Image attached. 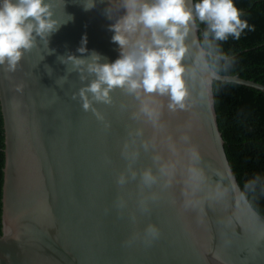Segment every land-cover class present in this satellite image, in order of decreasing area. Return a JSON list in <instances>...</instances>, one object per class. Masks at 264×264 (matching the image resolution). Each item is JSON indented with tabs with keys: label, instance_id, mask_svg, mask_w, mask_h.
Wrapping results in <instances>:
<instances>
[{
	"label": "water",
	"instance_id": "water-1",
	"mask_svg": "<svg viewBox=\"0 0 264 264\" xmlns=\"http://www.w3.org/2000/svg\"><path fill=\"white\" fill-rule=\"evenodd\" d=\"M51 2L60 23L68 19L66 14L74 17L50 38L49 48L55 53L47 55L46 45L38 41L15 72L0 68V264H264V216L253 208L229 164L217 124L213 82L263 93L264 86L220 75L209 63L192 76L189 110L170 113L165 108L166 128L156 143L162 148L166 133L189 132L198 149L197 189L187 198L182 195L183 177L178 173L173 187L159 193L150 212L140 214L137 180L130 179L124 187L116 183L128 163L121 155L125 141L129 152L139 153L134 169L152 164L151 150L144 151L141 137L129 136L141 126L131 119L138 102L116 90L111 105H96L104 117L100 121L71 98L81 86L76 73L62 86L56 83L66 74L57 56L80 55L76 49L84 35L90 52L109 61L118 57L108 30L113 21L104 15L109 0L87 12L83 0ZM110 6L115 18L120 14L118 0H110ZM200 32L194 26L189 42L193 38L199 43ZM143 127V138L153 137V130ZM118 197L127 201L122 212L116 208ZM133 213L135 223L129 220ZM149 222L159 227L160 238L150 245L133 239Z\"/></svg>",
	"mask_w": 264,
	"mask_h": 264
},
{
	"label": "clouds",
	"instance_id": "clouds-1",
	"mask_svg": "<svg viewBox=\"0 0 264 264\" xmlns=\"http://www.w3.org/2000/svg\"><path fill=\"white\" fill-rule=\"evenodd\" d=\"M105 0H83L85 12ZM119 15L112 14L110 0L104 15L110 21L108 30L113 33L111 42L118 46V57L109 61L96 51H89L87 35L81 37L76 49L80 55H58L57 60L65 66V75L57 79L58 86L67 82L68 75L76 73L81 86L72 94L85 112L91 111L97 120L103 115L96 105H111L116 90L134 98L138 104L131 119L140 127L129 132V136L141 137L140 144L145 152L151 150L152 164L136 170L132 167L138 151L129 152L125 141L121 155L128 162L126 170L116 178L124 187L129 180H137L138 196L136 209L146 215L160 196L159 193L173 187L179 173L183 177L182 195L186 198L197 189L198 149L192 143L188 131L176 135L166 133L158 148L156 137L166 128L162 121L166 108L170 113L188 111L192 102L189 84L192 76L208 66V53L214 44L225 42L231 37L239 40L250 25L242 19V12L234 0H118ZM68 17L63 23L55 19L51 0H0V68L13 73L25 53L44 42L48 52L50 38L60 28L71 22ZM203 25L201 42H189L194 26ZM51 71V69H49ZM207 79V73H204ZM22 91V86H17ZM166 101V104L164 103ZM107 126V125H106ZM153 130V137L144 139V127ZM135 141H133L134 143ZM190 201L186 206H190ZM127 201L117 198L116 208L122 212ZM135 213L129 220L135 223ZM159 227L147 223L142 234L134 236L150 245L160 238Z\"/></svg>",
	"mask_w": 264,
	"mask_h": 264
},
{
	"label": "trees",
	"instance_id": "trees-1",
	"mask_svg": "<svg viewBox=\"0 0 264 264\" xmlns=\"http://www.w3.org/2000/svg\"><path fill=\"white\" fill-rule=\"evenodd\" d=\"M251 30L239 40L214 44L208 63L218 74L264 86V0H234ZM203 40V25L199 26ZM214 106L229 164L253 208L264 216V93L234 83L213 82ZM0 113V235L4 167Z\"/></svg>",
	"mask_w": 264,
	"mask_h": 264
}]
</instances>
